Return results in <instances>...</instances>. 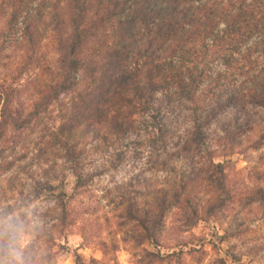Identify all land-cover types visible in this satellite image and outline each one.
I'll list each match as a JSON object with an SVG mask.
<instances>
[{"label": "trees", "instance_id": "16d2710c", "mask_svg": "<svg viewBox=\"0 0 264 264\" xmlns=\"http://www.w3.org/2000/svg\"><path fill=\"white\" fill-rule=\"evenodd\" d=\"M5 4L12 19L9 23L18 18L23 42L32 53L42 38L40 19L32 17H43L46 9L53 13L57 72L34 104L30 119L39 118L61 94L76 90L79 70L85 72L82 92L72 98L62 114L63 121L50 129L49 140L58 144L52 159L75 176L70 192L62 187L52 193L53 206L43 213L51 227H65L75 219L74 199L82 190V181L96 174L83 167L95 156L104 159L103 167L96 171L103 173L108 169L106 162L115 165L128 159L133 143L165 142L173 122L184 118L190 128L182 140L186 149L199 152L197 156L212 163L221 157L226 162L218 165L223 166L242 150V134L255 121L252 109L264 113V0H6ZM62 11L67 22L60 18ZM97 36L105 41L81 53ZM13 109L9 94L0 93V137L8 124L15 130L28 126L26 119L18 120ZM227 112L229 120L220 122ZM46 162V167L40 163L37 170L53 166L52 161ZM19 168L31 175L36 172L26 163ZM222 170L220 179L228 180V172ZM167 181L173 182L159 186L144 181L154 202L135 199L130 189L136 183L122 191L134 195L125 214L158 247L143 248V259L136 264L154 260L185 264L184 254L201 251L187 243L179 250L166 251L155 242L162 208L175 202L185 187L180 179ZM232 191L233 186L221 185L217 196L222 199ZM191 193L180 194V198L191 216H197ZM261 194L264 202L262 189ZM170 197L172 201H168ZM214 202L207 203L208 209ZM53 239L54 234L48 232V240Z\"/></svg>", "mask_w": 264, "mask_h": 264}, {"label": "rangeland", "instance_id": "374dc122", "mask_svg": "<svg viewBox=\"0 0 264 264\" xmlns=\"http://www.w3.org/2000/svg\"><path fill=\"white\" fill-rule=\"evenodd\" d=\"M5 2L0 0V93L9 94L18 120L26 119L28 126L15 130L8 124L0 137V246L4 244L0 261L10 264V233L14 227L23 238L25 264H136L138 259H143L140 257L143 248L156 250L158 247L147 239L136 221L125 214L134 195L122 191L136 183L135 188L130 189L135 199L140 203L152 201L144 181L169 186L173 181L167 180L176 178L184 181L185 187L175 202H167L162 208V223L154 231L156 243L162 244L166 251L179 250L184 243L187 247H200L199 252L183 255L185 264H264L261 194V189L264 190V113L258 108L251 111L255 121L242 134V150L232 155V162L221 166L218 165L223 161L221 157H215L212 163L197 156L199 152H189L182 140L190 128L187 121L180 118L177 123L173 122L174 127L165 142L133 143L129 158L115 165L106 162L108 169L103 173L96 171L103 167L104 159L98 155L90 159L83 170L96 174L82 181V190L74 199L77 212L73 213V222L65 227H51L43 220V213L53 206L52 193L62 187L70 192L75 182L71 171L59 161H56L57 166L52 159L51 153L58 144L49 139L51 127L63 121L62 114L72 98L78 91L82 92L85 72L82 68L79 70L76 90L61 94L39 118L30 119L34 104L57 72L53 13L46 9L43 17H32L40 19L42 33L32 53L25 47L21 25L16 23L18 18L9 23L11 17ZM60 15L62 20L68 21L65 11ZM104 41V37L97 36L81 53L95 49ZM229 117L230 112L225 113L220 122L228 121ZM178 152L181 157H177ZM46 159L52 161L53 166L43 172L37 170L40 163L46 167ZM164 161L168 162L167 166L162 164ZM25 163L31 171H36L33 175L19 168ZM221 168L228 172V180L220 179ZM221 185L233 186L230 196L223 194L219 199L217 193ZM189 191H192L198 217L191 216L187 204L180 198V194ZM213 200L215 204L208 209L207 203ZM48 232L54 234L52 241L48 240ZM150 264L168 263L154 260Z\"/></svg>", "mask_w": 264, "mask_h": 264}, {"label": "clouds", "instance_id": "9594fccd", "mask_svg": "<svg viewBox=\"0 0 264 264\" xmlns=\"http://www.w3.org/2000/svg\"><path fill=\"white\" fill-rule=\"evenodd\" d=\"M23 238L20 235L19 230L14 229L10 233L9 250L11 253L10 264H25L24 253L22 250ZM0 264H3L0 261Z\"/></svg>", "mask_w": 264, "mask_h": 264}]
</instances>
